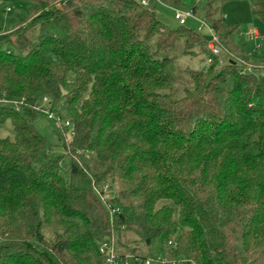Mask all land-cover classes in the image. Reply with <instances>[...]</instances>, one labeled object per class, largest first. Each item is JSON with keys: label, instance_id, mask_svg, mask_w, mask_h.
<instances>
[{"label": "trees", "instance_id": "trees-1", "mask_svg": "<svg viewBox=\"0 0 264 264\" xmlns=\"http://www.w3.org/2000/svg\"><path fill=\"white\" fill-rule=\"evenodd\" d=\"M13 1L29 5L0 26V124L15 133L0 136V264H106L111 240L143 264L122 233L160 238V264H264V62L234 41L223 0H160L203 16L221 55L159 0H0V14ZM253 12L264 21V0ZM199 55L202 70L177 66ZM44 97L69 115L67 176L35 125Z\"/></svg>", "mask_w": 264, "mask_h": 264}, {"label": "rangeland", "instance_id": "rangeland-1", "mask_svg": "<svg viewBox=\"0 0 264 264\" xmlns=\"http://www.w3.org/2000/svg\"><path fill=\"white\" fill-rule=\"evenodd\" d=\"M206 1L207 0H181V3L184 8L190 9L195 4L203 5ZM256 2L257 0H223L221 11L223 20L227 24L238 26V32L234 36V41L239 45V47L248 54H251L253 59L256 61L264 62V21L253 12V7ZM28 5V2L13 1L10 4L11 10H7L0 14V26L3 28L8 27L12 29L18 20L20 14L19 12L22 9H28ZM156 11L160 18L169 26L177 27L179 25L174 20L175 8L168 6L159 0L156 4ZM198 20L205 22L209 26V22L203 16L198 15L189 17L185 25L189 28L200 29L204 34L210 36L208 28L201 25L200 21ZM254 29L258 31L259 36L255 39H252L249 33ZM0 48L6 50L8 49V46L3 45L0 46ZM207 64L208 61L203 55H199L194 58L182 56L177 61V66L181 69L190 68L192 70H202L205 66H207ZM184 83L188 87H193V84L190 80H186ZM259 102L264 105V98L259 99ZM45 104L46 103H44L42 100H39V106H44ZM52 112L57 116V118L60 119L61 122L69 119V115L63 101L55 104L52 107ZM35 125L39 132L47 139L49 145L47 156L49 158H59L61 172L67 176L69 174V167L71 165V157L64 148V143L71 141V130L67 131L64 136H59V131L55 121L50 120L47 115L41 111L35 118ZM0 136L14 139L15 133L10 121L0 124ZM112 184L113 187H108V193L104 196V198L115 196L117 193L116 188L119 190L118 184ZM122 234L123 236L121 239L123 244L119 246L120 250L126 251V246H136L141 256H146L151 261V264H160L161 260L163 259V246L160 238L153 239L150 246H147L141 242L135 244L133 242V236L125 233Z\"/></svg>", "mask_w": 264, "mask_h": 264}, {"label": "built area", "instance_id": "built-area-1", "mask_svg": "<svg viewBox=\"0 0 264 264\" xmlns=\"http://www.w3.org/2000/svg\"><path fill=\"white\" fill-rule=\"evenodd\" d=\"M137 1H139L142 5H148L151 0H137ZM191 16H194L192 12L175 8L174 20L177 23L183 25L186 23L187 19ZM200 23L201 25L206 26V28H208L210 32L211 40L208 44V48L212 52V54L221 55L223 51L226 52V49L224 48V46L220 44L218 35H216L213 32L210 26H208L205 22H202V21H200ZM249 35L252 39H255L259 36V33L256 29H254L250 31ZM42 101L46 104L44 106H39V104H37L35 106V109L46 114L50 120H54L57 128H61L63 125L69 124V121L61 122L60 119L57 118V116L52 112L51 102L49 101L47 97H44ZM107 191H108V187L105 186L104 192H107ZM100 252L105 255L106 264H131V262L129 261L131 256H127V258L125 259V258H121L118 255V250L113 240L103 242L100 247ZM162 263H165V260H163ZM143 264H151V261L149 259H146L143 262Z\"/></svg>", "mask_w": 264, "mask_h": 264}]
</instances>
